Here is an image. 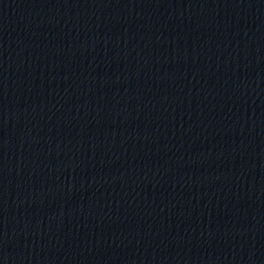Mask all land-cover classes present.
<instances>
[{
    "label": "water",
    "instance_id": "1",
    "mask_svg": "<svg viewBox=\"0 0 264 264\" xmlns=\"http://www.w3.org/2000/svg\"><path fill=\"white\" fill-rule=\"evenodd\" d=\"M3 0H0V4L2 3Z\"/></svg>",
    "mask_w": 264,
    "mask_h": 264
}]
</instances>
